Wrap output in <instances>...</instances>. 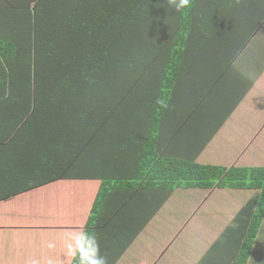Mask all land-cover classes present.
Masks as SVG:
<instances>
[{
  "label": "trees",
  "instance_id": "obj_1",
  "mask_svg": "<svg viewBox=\"0 0 264 264\" xmlns=\"http://www.w3.org/2000/svg\"><path fill=\"white\" fill-rule=\"evenodd\" d=\"M204 2L176 11L169 0H0V202L59 180H101L93 218L120 182L132 198L254 189L234 262L247 264L264 222V168L201 164L162 145L178 79L211 21Z\"/></svg>",
  "mask_w": 264,
  "mask_h": 264
},
{
  "label": "crops",
  "instance_id": "obj_2",
  "mask_svg": "<svg viewBox=\"0 0 264 264\" xmlns=\"http://www.w3.org/2000/svg\"><path fill=\"white\" fill-rule=\"evenodd\" d=\"M208 2L212 25L178 79L163 148L201 164L264 168V0ZM101 185L59 180L0 202V264H81L92 237L106 264H234L260 194L177 187L132 198L120 182L92 218ZM247 264H264V222Z\"/></svg>",
  "mask_w": 264,
  "mask_h": 264
},
{
  "label": "clouds",
  "instance_id": "obj_3",
  "mask_svg": "<svg viewBox=\"0 0 264 264\" xmlns=\"http://www.w3.org/2000/svg\"><path fill=\"white\" fill-rule=\"evenodd\" d=\"M175 4L176 11L185 9L191 6V0H169ZM81 236L84 234L81 233ZM81 264H106L105 259L99 256V244L95 237L84 242V251L81 259Z\"/></svg>",
  "mask_w": 264,
  "mask_h": 264
}]
</instances>
